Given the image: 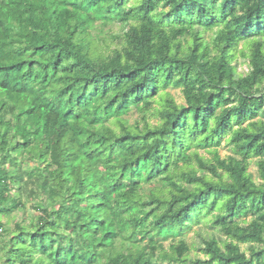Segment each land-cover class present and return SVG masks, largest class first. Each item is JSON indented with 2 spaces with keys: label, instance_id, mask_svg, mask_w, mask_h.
Listing matches in <instances>:
<instances>
[{
  "label": "trees",
  "instance_id": "obj_1",
  "mask_svg": "<svg viewBox=\"0 0 264 264\" xmlns=\"http://www.w3.org/2000/svg\"><path fill=\"white\" fill-rule=\"evenodd\" d=\"M164 263L264 264V0H0V264Z\"/></svg>",
  "mask_w": 264,
  "mask_h": 264
},
{
  "label": "rangeland",
  "instance_id": "obj_2",
  "mask_svg": "<svg viewBox=\"0 0 264 264\" xmlns=\"http://www.w3.org/2000/svg\"><path fill=\"white\" fill-rule=\"evenodd\" d=\"M108 29V28H107ZM105 30V34H103V36H102V40L104 41V40H108V41H111V39H110V34L111 33H113V32H118L119 31V29L117 28V27H113V30ZM239 71L240 72H247V68H246V66H244V65H241L240 67H239ZM170 93L175 97V99L178 101V103H184V98H183V96H182V93H181V91L179 90V89H170ZM137 118H139V115L135 112L131 117H130V120H131V122L133 123ZM154 122H156V121H154ZM232 152H231V150H230V148L228 147V146H225L224 147V145H223V147L220 149V154L223 156V157H226V156H228V155H230ZM251 172L255 175V176H257V168H256V166L255 165H253L252 166V168H251ZM33 215V210H32V204H29L28 205V208H27V210L26 211H21V212H19L18 214H17V216L15 217V220H22V219H24V218H26V219H30V217ZM13 224H14V221H12V223L10 224V225H12L13 226ZM193 237V235L191 234L190 236H189V240L191 239ZM168 245V244H167ZM202 258H203V255H200ZM164 264H167V263H164Z\"/></svg>",
  "mask_w": 264,
  "mask_h": 264
}]
</instances>
